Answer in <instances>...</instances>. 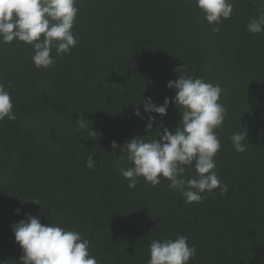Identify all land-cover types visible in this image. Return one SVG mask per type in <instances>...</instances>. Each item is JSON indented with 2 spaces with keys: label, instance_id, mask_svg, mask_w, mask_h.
Segmentation results:
<instances>
[{
  "label": "trees",
  "instance_id": "trees-1",
  "mask_svg": "<svg viewBox=\"0 0 264 264\" xmlns=\"http://www.w3.org/2000/svg\"><path fill=\"white\" fill-rule=\"evenodd\" d=\"M233 3L213 32L186 0H78V43L46 70L33 66L30 46L0 45V83L17 116L0 121V264L19 261L11 226L27 215L80 232L100 264H147L151 241L177 234L197 249L190 264H264V33L246 30L264 0ZM178 75L220 84L227 113L215 171L228 192L200 203L186 204L164 179L129 189L111 148L176 129L166 85ZM148 98L170 100L163 118L144 112ZM79 117L95 137L78 129ZM236 131L247 133L244 153L231 145Z\"/></svg>",
  "mask_w": 264,
  "mask_h": 264
},
{
  "label": "clouds",
  "instance_id": "clouds-1",
  "mask_svg": "<svg viewBox=\"0 0 264 264\" xmlns=\"http://www.w3.org/2000/svg\"><path fill=\"white\" fill-rule=\"evenodd\" d=\"M77 3L78 0H0V45L16 42L30 46L35 68H54L56 58L71 54L78 43L73 31L79 12ZM186 3L196 7L213 32L219 31V25L230 19L234 10L233 0H186ZM246 30L253 35L264 33V7L248 22ZM166 87L175 91L171 103L181 116L178 126L172 132L158 126L154 136L133 137L122 146L113 141V152L117 148L120 152L115 167L129 189H135L141 179L153 187L164 179L168 188L178 191L186 204L200 203L206 199L205 193L216 189L226 195L228 187L215 171V157L221 148L216 130L223 125L227 114L220 102L223 92L220 84L178 75ZM142 103L145 113L163 118L170 100L166 98L160 106L151 98ZM133 114L142 118L139 110ZM155 116H148L146 133L152 132ZM5 119L11 122L17 116L10 92L0 83V121ZM76 124L79 130H87L95 137L83 117ZM246 135V131H236L230 137L235 152H246ZM94 155L87 157L86 167L90 170L95 169ZM189 168L192 175L186 176ZM31 203L39 205V201ZM11 230L22 252L17 264H100L90 253L89 240L76 230L52 223L44 225L31 215L13 224ZM196 254L197 249L189 245L188 237L177 234L175 238L152 240L147 264H190Z\"/></svg>",
  "mask_w": 264,
  "mask_h": 264
}]
</instances>
